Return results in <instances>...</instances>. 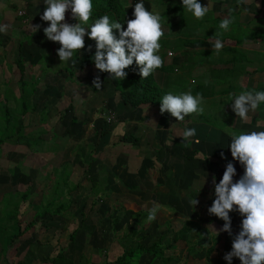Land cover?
<instances>
[{"label":"rangeland","instance_id":"obj_1","mask_svg":"<svg viewBox=\"0 0 264 264\" xmlns=\"http://www.w3.org/2000/svg\"><path fill=\"white\" fill-rule=\"evenodd\" d=\"M123 1L125 5L127 4L126 6H130L128 14L134 18V6L136 3H139L140 0ZM223 1L224 4L219 3ZM230 1L231 0H209V2L206 1L203 3V6L223 9L221 12L224 15L230 13V9L238 10L239 8L243 11L248 8L249 10H251V8H256L258 11L260 10L258 12V18L254 20L250 19L251 22L249 23L247 20L242 19V16L245 14H238L233 18L236 24H240L239 28L232 26V28L229 27L226 33H223V30L218 27L219 23L217 22V16L214 12H211L210 9L202 19H197L193 13L187 9L180 14L175 11L176 15L170 13L162 17L161 22L164 36L159 41L161 48L158 55L162 57L163 61L167 57L166 54L168 51L174 53L175 58L180 55V61L176 60V62H174L175 58H173V62L169 65H163L162 70H154L157 82L159 80V78H157L159 71L161 75H165L168 78L170 77L175 81V83L169 86H165V84L163 86L160 85L164 90V95L169 91L173 92V94H179L181 90L187 86H190V89L194 91L196 90L199 81L194 80L191 84L188 83L191 75L189 66L193 62L197 60L200 61L204 58L211 61L214 60L215 63H218L223 59L218 57L219 53H217L216 50H207L206 47H203L201 51H194V47H183L182 41L192 38H199L201 40L204 38L209 39L210 36H212L211 39L215 40L214 37L217 35H222L229 39L242 38L248 31L252 30L251 26L258 32H264V0H257L253 4H248V0L246 3H242L241 0H232V3H230ZM8 3H15L18 9H10L7 6ZM143 3L145 8L149 11L161 14L167 7H172L174 3V5L181 4L182 0H143ZM212 3L214 4L212 5ZM46 7L45 0H0V27L6 26V31L0 32V66L3 64V68H0V82L2 79L7 80V86L10 90V93H8V103L10 106H13L14 100L11 96H18L20 94V85L18 82L20 74L13 61L19 55H23L25 64L27 65L26 75L33 80L37 88L36 97H30L29 100L31 103H37L38 110L45 106L49 109L48 122L38 126L36 122L39 116L37 113H34L31 126H28L24 130L26 136L30 138H35L36 136L42 138V142H44L42 143L43 152H35L33 148L30 147L29 149L24 144L20 143L12 144L7 142L1 145L0 172H2L4 176L0 177V196L2 192L7 190L10 191L14 188L23 191L26 186L30 184L33 192L36 191L37 195L33 196L30 201L22 203L23 205L21 206L20 212H23L22 214L25 215V217L28 216L27 219L31 218L34 211L37 209L39 201L42 200L45 195V193H41L42 185L37 186L36 180L43 179L49 170L52 171L54 169V166L59 169H61V166H65L64 171L69 174L70 180L77 182L84 172L85 162L90 159L88 158L89 155L98 153V159L91 164L88 174L91 178V182H89L87 178L82 179L81 185L70 194L76 201L71 213L78 220L81 218L80 212L83 209L82 206H84L89 198L91 184L98 180L106 182L104 178L106 175H118L125 164L123 156L126 157L125 160L129 159V148L131 150L137 149L141 147L143 142L138 141L135 143L136 145L134 144L135 146H128L129 148L123 147L124 145L122 144L112 146V142H117L123 131H133L135 128L132 126L135 124L130 126L131 123L127 122V120L119 121V119H117V112L113 107L109 109L113 111L115 120L112 123H107L103 114L107 110L108 103L115 105V102H117L116 93L112 92V90L109 92H102L101 87L97 89L94 86L93 81L96 76L93 67H85L83 69L78 67L76 56L86 49L87 39L89 38L87 33L90 32V27L88 26L95 21L89 19L88 24L83 25L86 27V35L84 37L85 47L74 53L76 63L73 64L71 61L64 62L61 61L58 56L57 50L61 47L59 42L49 40L42 34L40 29V26L47 22L41 18ZM64 22L70 24L78 23V20L72 15L71 8L66 11ZM259 44L262 47L261 49H264V42ZM187 48L194 52L187 50ZM205 52L206 54L204 55ZM260 56L264 58V51L260 53ZM261 63L264 64V60ZM67 68H72L73 70V76L71 78L66 73ZM123 83L127 85L125 81H123ZM5 88L6 86L0 83V98H2ZM198 92L200 94L202 93L200 90ZM107 93L108 95H105ZM207 103L212 102H209L208 97H205L204 105ZM121 105L123 106L122 103ZM146 106L150 107L151 105ZM127 108H130V106ZM64 111L66 112L64 118L60 119ZM72 111H74L75 116L78 118V123L73 126L70 122ZM157 111L170 120L175 118L168 112L162 114L160 107L157 108ZM125 115L126 114L123 116ZM97 121L99 124L103 123L104 127L106 126V129L110 130V134L106 138L100 139L96 135L95 125ZM24 122L26 123L27 120L25 119ZM91 124H94V126H91ZM105 142H107L106 149L104 148L102 153L101 147L105 145ZM35 147L38 146L35 145L34 148ZM143 150L144 149L141 148V151L139 150L140 154L136 155V157L141 156ZM143 155H145V153ZM104 156L108 157L104 158ZM17 160H21V164L15 165ZM130 161H133L136 165L140 162V160H133V158H130ZM129 166L131 167L130 164ZM104 171H107L108 174ZM13 172L16 173V176L12 180L11 178L9 179V176H11L10 173ZM135 175L136 174H134L135 183L146 191L147 186L145 187V184H147V182L139 181L140 173ZM48 194L49 191H47L46 197ZM117 197H119L122 202L124 201L131 206L130 201L135 198V195L125 191L121 194L118 193ZM109 199L110 198L104 197L100 201H95V206L93 205L94 207L85 211V222L93 225L96 231L94 230L93 236L89 237L88 241L84 239L86 242H78L75 244L73 257L79 259V261L84 264H99L104 259L107 262H113L115 257L122 253V249L116 246L112 251L110 250V252L104 253V248L108 245V240H106L105 235L107 233L111 234L110 230L113 227L116 232L115 236L117 237L125 228L130 229L135 220L134 214L126 211L119 214L116 222L107 219V213L110 210L111 204ZM70 218H72L71 215H65L57 217L56 220H54L55 222H53V225L66 223L68 227L64 229L62 233L54 232L52 238H55L54 242H58L52 245L53 249L50 248V250L44 252L43 255H45V253H50L51 256H54L59 247L62 248L68 243L67 233L77 226L76 220L71 222ZM40 225L41 224L34 227L35 230L32 228L30 231L38 232V239L48 235L51 236L53 228L48 231V229L45 230L43 228V225ZM142 225L143 228L145 226L142 232H147L146 229L149 223H143ZM109 234L107 235L108 238L110 237ZM81 241H83V239H81ZM40 254L41 252L38 253V255ZM193 263L194 261L191 262V264Z\"/></svg>","mask_w":264,"mask_h":264},{"label":"crops","instance_id":"obj_2","mask_svg":"<svg viewBox=\"0 0 264 264\" xmlns=\"http://www.w3.org/2000/svg\"><path fill=\"white\" fill-rule=\"evenodd\" d=\"M206 1L209 2V0H199L202 5ZM231 1L230 3H232ZM256 1L248 0L247 3L253 4ZM214 3L217 4L216 2ZM219 3L224 4V1ZM208 9L214 12L217 18L221 20L227 18L229 15V13L226 15L222 14L221 11L223 9L220 8L210 6ZM255 9L251 8L249 10L248 8L243 11L240 9V14H245L242 16V19L247 20L249 23L251 22L250 19H257L260 10ZM251 28L252 30L244 35L245 40L239 44H235L234 39L217 35L214 37L215 40L211 39L212 36H210L209 39L204 38L202 43H190L187 44L188 46H184L194 47V51H201L203 47H206L207 50H216L214 45L217 39H220L224 45L217 52L219 53L218 57L223 58L221 62L215 63L214 60L202 58L201 62L197 60L189 66L191 75L188 83L191 84L194 80L199 81L196 90L190 89V86L181 90V93L191 91L194 96L200 90L204 99L208 97L209 102L211 101L212 103L203 104L204 112L202 114L192 113L186 116L183 121H177L176 118L170 120L168 117L161 115L157 111V107L143 105L140 107L141 109L136 110L132 107L125 108L119 115V118L128 119L127 122L131 123L130 126L132 124L136 125L132 126L135 128L133 131L127 132L137 136L139 141L143 143L141 147L132 150L129 147L135 145L130 142V139L123 144V147L129 148V159L125 160L126 157L123 156L125 164L118 175L109 174V176L106 175L104 177L106 182L97 195L101 198L96 201H100L104 197L110 198V210L106 218L111 219L112 222L114 218L117 221L119 214L124 211L131 212L132 214L140 213L144 218L143 223H149L146 229L147 232H141L143 235L142 243L150 245L162 236L165 248L164 254L171 258L167 264H191L193 261V264H229L224 257L226 253L232 251L233 240L242 230L241 225L244 217L238 210H235V206L234 210L229 213L231 235L227 231H220L225 221L211 214L209 208L216 198L213 178H215V183H219L230 161L236 168L233 182L239 180L245 171L244 166L238 160H234L231 155L229 145L233 134L239 135L252 131H264V108L258 107L254 111L250 110L247 119L242 120L231 107L234 103V97L230 94L238 95L247 88H256L259 85L264 87V64L261 63L264 58L260 56V53L264 49H261L262 47L259 44L264 41L259 40L257 37L254 38V32L258 31L254 30L253 26ZM226 32L223 31V33ZM187 50L189 49L187 48ZM167 54L163 65L171 64L173 58H175L174 53L172 55ZM176 60L180 61V55L175 58L174 62ZM184 60L187 61L186 59ZM158 69L162 70V67ZM157 78H159L158 84L161 86L164 84L165 86H169L175 83L174 79L161 75L160 71ZM101 89L102 92H109L111 90L107 82L104 86H101ZM105 95H108V93ZM139 112L140 115L144 116L143 120L141 116H139L141 119H136L138 118L136 115ZM124 114L126 115L123 116ZM91 126H94V124H91ZM187 128H195L196 137L190 138V146L185 147L186 142L182 140V136L184 130ZM105 130L108 132L106 136H109L110 130L106 128ZM196 139L199 140V143H195ZM106 144L107 142H105L101 151L106 147ZM141 148L144 149L143 154L145 153V155L142 154L136 157V155L140 154ZM221 153H223V156ZM106 157L108 156H104V158ZM130 158L140 160V162L136 165L133 161H130ZM18 164H21V160H17L15 165ZM216 170L218 171V177L216 176ZM104 172L106 173L107 171ZM138 173L141 174L139 181L147 182L145 184V187L147 186L146 191L135 183L134 174L137 175ZM3 176L2 172H0V177ZM10 191L2 192L0 200L4 194ZM125 191L135 195V198L132 199L133 201H130L131 206L124 201L122 202L117 197L118 193L121 194ZM194 196L198 200V204L193 208L189 201ZM118 204L123 207L115 210V206ZM153 207L158 208V211L156 218L150 221L147 217L149 210ZM2 211L3 205L0 203V223L4 219ZM21 217L23 220L22 226L31 219H27L28 216L25 217L23 214ZM57 217H62V215L46 217L41 221H37L33 227L14 241H11L9 236L16 228L4 229L3 232L0 230V264H41L42 260L52 257L50 253H45V255L43 253L50 250V248L53 249L52 245L58 242H54L55 238H52L54 232L62 233L68 227L66 223L53 225ZM185 222L190 223L186 237L174 240V232L180 229ZM39 224L43 225V228L45 230L48 229V231L53 228L51 236L48 235L38 239V232L30 231ZM126 229L128 228H125L123 232ZM94 230V226L91 231L79 230L72 244H69L68 241L65 246L59 247V249H63L67 257L75 262H79V259L73 257L75 244L78 242L84 243L86 242L85 240L88 241L89 237H92L96 231ZM215 231L219 234L217 235ZM110 233L105 235L108 245L104 250L108 249L112 242L122 234L116 237L113 227ZM108 234L110 235L109 238L107 237ZM116 246L122 249L120 244ZM211 246H214L212 251L203 253V250ZM40 252L41 256L38 255ZM238 259V257H233L231 264H235ZM101 262H106L105 264L112 263L111 261H105V259ZM139 262L141 264H162L160 259H153L149 254H143ZM48 264L53 263L49 262Z\"/></svg>","mask_w":264,"mask_h":264},{"label":"clouds","instance_id":"obj_3","mask_svg":"<svg viewBox=\"0 0 264 264\" xmlns=\"http://www.w3.org/2000/svg\"><path fill=\"white\" fill-rule=\"evenodd\" d=\"M241 2L246 3L247 0ZM45 3L47 7L41 18L50 22L44 28L45 35L49 40L59 42L61 45L57 50L61 61H71L75 64L74 53L85 47L86 27L83 25L88 24L92 15V0H45ZM182 4L197 19H202L209 11L199 0H182ZM69 8L78 23L64 22L65 13ZM133 16V19L127 21L126 29L118 21L110 23L107 14L88 26L90 32L87 35L95 41L96 46L93 59L96 68L119 80L127 76L125 69L134 61L139 66L141 78H147L164 63L162 57L158 55L161 48L159 41L164 36L161 15L146 9L143 0H140L134 6ZM233 22L234 18L231 16L224 18L219 28L227 31ZM114 30H119L118 37ZM3 31H6V26L0 27V32ZM223 46L222 41L217 39L214 45L216 51L219 52ZM90 48L91 46L89 50ZM93 84L100 89L102 81L97 76ZM230 95L234 97L231 107L242 120L247 119L250 110L254 111L264 103V90H247L238 95ZM203 104L204 98L199 93L194 96L191 91L179 94L169 91L161 100L160 111L162 114L170 113L177 121H183L192 113L202 114ZM108 110L110 109L107 108L106 111ZM194 137L195 128L184 130L182 140L186 142L185 147L190 146V138ZM195 143H199V140L196 139ZM229 147L232 157L244 166L245 171L239 180L233 182L236 168L229 162L219 183H215L213 178L216 198L209 212L225 221L220 231H227L229 235H231L229 213L234 210V206L244 217L242 230L233 240L232 251L226 253L224 257L229 264L233 257H238L241 264H264V131L233 134ZM221 155L223 156V153ZM189 203L194 208L198 200L194 196ZM157 211L156 207L150 209L148 220H154Z\"/></svg>","mask_w":264,"mask_h":264},{"label":"trees","instance_id":"obj_4","mask_svg":"<svg viewBox=\"0 0 264 264\" xmlns=\"http://www.w3.org/2000/svg\"><path fill=\"white\" fill-rule=\"evenodd\" d=\"M92 4L93 10L90 17L91 20L95 21L103 15L107 14L109 16L110 23L118 21L122 24V27L126 29L127 21L129 19H133L132 16L128 14L130 6H126L127 4L125 5L123 0H92ZM174 4L172 7H167L160 14L161 17L167 16L170 13L176 15L175 11L178 14L186 11V8L183 7L182 3L177 5ZM7 6L12 10L18 9V6L15 3H8ZM240 12V9H238L237 11L232 10L229 13L228 17L231 16L233 18L234 16L240 14ZM221 21V19L217 18V22L219 23L218 27ZM49 23L50 22L47 21L40 26L41 32L44 36H46L44 28H46ZM232 26L239 28L240 24H236L235 22H233L229 27L232 28ZM114 33L117 35V37L119 36V30H114ZM253 36L254 38L257 37L261 41L264 40V32H254ZM233 39L235 44H239L245 40V36L242 38ZM203 41V39L201 40L199 38L186 39L182 41V45L184 47L190 43H202ZM89 46H91L90 50ZM95 51V41L89 37L87 39L86 49L80 52L78 56H76L78 67L81 69L85 67H93L95 76H98L102 81V86H104L106 82L109 83V87L111 88L112 92L116 93L117 102H115V105L112 103H108L107 108L111 109V107H114V109L117 111V119H119V121L128 120L125 118H119L121 112H123V110L128 106H130V108L132 107L134 110L141 109L140 107L143 105H151L157 108L161 106V100L164 96V90L156 81L154 71L147 78H141L139 66L134 61L131 66L125 69V71L127 72V76L124 79L119 80L118 78H113L109 73L102 72L96 68L93 60ZM13 62L15 63L20 74L18 78V82L20 85V94L18 96H11L14 100V105L10 106L8 103V93H10V90L7 86V80L2 79L3 77L1 78L2 81L0 83L5 85L6 88L4 89L5 91L2 95V98H0V151L2 144L10 142L12 144H24L29 149L30 147L33 148L35 152H43L42 143L44 142H42V138H40V136L30 138L26 136L24 130L28 126H31L34 113H37L39 116L36 122L38 126L48 122L49 109H47L45 106L42 109L38 110L37 103H31L29 100L30 97H36L37 88L33 80L26 75L27 65L25 64L24 56L19 55L16 59H14ZM1 67L3 68V64L0 66V68ZM66 73L71 78L73 76L72 68H67ZM123 81H125L127 85H124ZM262 89H264V87L259 85L256 88H247L245 89V91H260ZM121 103L123 104V106L121 105ZM258 107L261 109L264 108V103H261ZM65 113L66 112L64 111L60 119L64 118ZM139 116H141L143 120L144 116L140 115V112L138 113V115H136V117H138L136 119H141ZM25 119L27 120L26 123L24 122ZM77 121L78 118L75 116L74 111H72L70 116L71 125L73 126L77 124ZM105 128L106 126L104 127L103 123L99 124V122L97 121L95 129L96 135L100 139L107 137L106 135L108 132L105 130ZM129 139L133 145L139 141V138L137 136L130 134L125 130L123 131L121 137L117 142H112V146H116L119 144L123 145ZM35 145H37L38 147L34 148ZM97 157L98 153H96V155H89L88 158L90 159L85 162L83 169L84 172L77 182H73L70 180L69 174L64 171L65 166H61V169L54 166V169L52 171L49 170L48 173H46V176L43 177V179L36 180L37 186L42 185L41 193H45V195L42 200L39 201L37 209L34 211L31 219L27 221L24 226H22L23 220L21 217L22 213L20 212L21 206L23 205L22 203L30 201L33 196L37 195V192H33L31 185L28 184L23 191L18 190V188H14L11 189L10 192L4 194L3 198L0 200V203L3 205L2 216L4 217V219L0 223L1 232H3L4 229L16 228L9 236V239L11 241H14L24 232L33 227L37 221H41L46 217H52L56 215H71L72 218H70V221L73 222L74 220H76L77 226L73 228L68 234L69 244H72V242L75 241L77 232L79 230L91 231L93 229V225L87 224L85 222V211L91 209L94 205L93 203H95L97 199L101 198L97 195L102 190V187L104 186L103 183L105 184V182L98 181L91 184L90 198L84 204L83 209L80 212L81 218L78 220L71 213V211H73V206L76 204V201L73 200L70 194L81 185L82 179L87 178L88 181L91 182V178L88 176V174L91 168V164L97 161ZM15 176L16 173L13 172L11 173V176H9V179L11 178L13 180ZM216 176L218 177L217 170ZM47 191H49V194L46 197ZM105 195H107V193H105ZM122 207L123 206H120L118 204L115 206V210H119ZM134 217L135 220L132 223L131 228L126 229L125 232H123L112 242L111 246L108 249L104 250V252H110V250L112 251L116 245L120 244L122 246V253H120L112 262L114 264H141L139 260L143 254H149L153 257V259L158 258L161 260L162 264H167L168 261L171 260V258L169 256H165L164 254L165 248L163 246L162 236H160L150 245L142 243L143 235L141 234V232L145 228V226L143 228L142 225L144 218L140 215V213L134 214ZM113 221L116 222V218H114ZM189 224V222H185L180 229L174 232V240L186 237L189 229ZM213 249L214 246H211L208 249L203 250V253L210 252ZM49 262L53 264H84L81 261L75 262L71 258L67 257L63 249L57 250L54 256L49 257L46 260H42L41 264H48ZM105 263L106 262H101L100 264ZM235 264H241V261L238 259Z\"/></svg>","mask_w":264,"mask_h":264},{"label":"built area","instance_id":"obj_5","mask_svg":"<svg viewBox=\"0 0 264 264\" xmlns=\"http://www.w3.org/2000/svg\"><path fill=\"white\" fill-rule=\"evenodd\" d=\"M168 54L171 55L172 53L169 52ZM103 116L105 117L107 122H112L114 120V114L110 110L104 112Z\"/></svg>","mask_w":264,"mask_h":264}]
</instances>
